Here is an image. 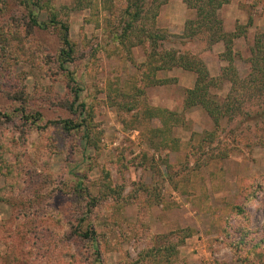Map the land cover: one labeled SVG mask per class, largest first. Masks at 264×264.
Wrapping results in <instances>:
<instances>
[{
    "label": "rangeland",
    "instance_id": "obj_1",
    "mask_svg": "<svg viewBox=\"0 0 264 264\" xmlns=\"http://www.w3.org/2000/svg\"><path fill=\"white\" fill-rule=\"evenodd\" d=\"M52 2L75 43L63 65L58 26L33 25L20 0H0V112L12 115L0 136L22 141L24 181L0 200V264H264V122L238 113L207 144L214 122L202 106L163 121L156 109L180 112L195 72L157 69L161 55L152 57L147 44L116 42L107 5L122 0ZM146 2L138 22L165 33L158 51L200 57L219 77L225 44L204 31L188 35L195 9L185 0ZM37 13L48 22L46 9ZM219 13L225 32L244 30L232 50L243 75L264 32V0H231ZM221 84L212 92L225 96L230 84ZM263 102L255 95L243 106ZM59 119L84 125L36 165L54 130L41 134L36 125Z\"/></svg>",
    "mask_w": 264,
    "mask_h": 264
},
{
    "label": "trees",
    "instance_id": "obj_2",
    "mask_svg": "<svg viewBox=\"0 0 264 264\" xmlns=\"http://www.w3.org/2000/svg\"><path fill=\"white\" fill-rule=\"evenodd\" d=\"M28 9H30L31 24L39 27H48V24L57 25L60 32L61 46H60V61L62 65L71 61L75 52V43L70 38V27L68 23L59 18V13L56 11L52 0H20ZM189 7L195 9L196 17L189 20L186 24L188 35H196L200 31L208 33L209 40L212 43L223 41L226 47V52L223 54L225 61L228 65L221 70L219 77L210 75L208 68L202 58L181 53L179 51H165L159 52V46L166 39V35L162 30H156L153 27L148 28L138 21L142 20L143 8L147 5L146 0H122L121 4L117 7L108 2L107 8L110 17L107 20V25L115 38L116 42L125 48L132 46L147 44L149 54L152 57L159 56V65L157 69H168L172 67H182L186 70L195 72L196 81L192 88L187 89V94L182 102H180V112L174 113L168 109L158 108V117L163 121L169 116H177L181 119L182 112L186 109H191L195 106H202V108L209 114L214 122V130L207 131L204 134L202 141L207 143L209 139L214 141L219 139L220 132L223 130V120L232 121L238 113L244 118L252 117L261 119L264 122V102L259 109L252 107L245 109L243 106L245 102L250 101L257 95L258 97L264 96V32L258 33L255 37L254 44L251 48V55L247 59V70L243 75L239 74L232 56L233 40L236 37L243 35L244 30L238 27L237 31L227 33L223 29L222 18L220 17L219 10L223 5L229 3L231 0H185ZM33 6L34 8H32ZM46 9L48 14V22L39 21L37 11ZM37 10V11H36ZM155 15V13H154ZM252 21V20H251ZM250 21V22H251ZM190 29V30H189ZM187 34V32H186ZM159 50V51H158ZM162 51V50H161ZM221 81L230 84V89L225 96H219L212 88L219 86L222 88ZM164 83L166 81L163 80ZM17 99H24V94L20 93ZM79 99V92L75 90L74 100L75 103ZM82 107L86 108L84 104ZM254 107V106H253ZM22 112H26V106L23 105L19 108ZM33 119L36 122L40 120L41 115L35 112ZM160 114V115H159ZM24 117V114L23 116ZM23 120L28 122L29 117ZM12 120V115L9 113L0 112V126ZM35 122V123H36ZM82 123L73 121L72 119L64 120H50L47 125H39L36 127L42 134L48 132L49 128L54 130L48 135V145L46 150H41L40 157L35 162L36 165H42L48 162L50 151H61L64 149V137L70 135L73 131L78 130ZM48 136H46L48 138ZM46 138V139H47ZM222 141V140H221ZM22 141L15 136L5 135L0 136V172L5 175L6 185L0 188V200H3L7 191H17L24 185L23 172H22V157L23 150L21 148ZM208 144V143H207ZM200 146H205L200 144ZM10 152L15 154L14 161L4 162L2 157L4 153ZM226 155H228L226 153ZM247 186V185H245ZM243 186V187H245ZM243 187L241 190L244 192ZM84 235L87 238H93V232L86 230ZM243 244L238 242L237 245ZM167 249V250H166ZM165 252L169 254L172 249L177 248L173 245L172 248H166ZM174 250V251H175ZM149 251H145V254ZM165 255V256H166ZM154 258L156 256L150 255Z\"/></svg>",
    "mask_w": 264,
    "mask_h": 264
}]
</instances>
